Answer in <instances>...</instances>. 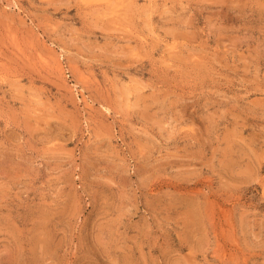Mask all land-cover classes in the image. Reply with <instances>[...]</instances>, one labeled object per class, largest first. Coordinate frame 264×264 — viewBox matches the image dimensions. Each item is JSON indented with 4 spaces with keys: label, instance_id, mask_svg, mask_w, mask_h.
I'll return each instance as SVG.
<instances>
[{
    "label": "rangeland",
    "instance_id": "1",
    "mask_svg": "<svg viewBox=\"0 0 264 264\" xmlns=\"http://www.w3.org/2000/svg\"><path fill=\"white\" fill-rule=\"evenodd\" d=\"M0 264H264V0H0Z\"/></svg>",
    "mask_w": 264,
    "mask_h": 264
}]
</instances>
